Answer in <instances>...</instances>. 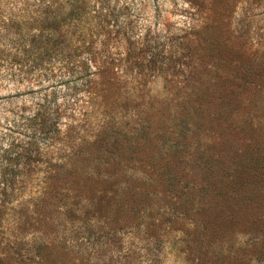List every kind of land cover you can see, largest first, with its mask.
<instances>
[{
  "label": "trees",
  "instance_id": "1",
  "mask_svg": "<svg viewBox=\"0 0 264 264\" xmlns=\"http://www.w3.org/2000/svg\"><path fill=\"white\" fill-rule=\"evenodd\" d=\"M33 1L0 0V87L7 79L23 80V55L28 51L21 45L25 37H32L29 51L57 56L64 77L83 80L86 88L74 87L67 93L70 98L60 104L45 98L34 114L15 113L21 124L8 125V129L23 132V138L15 149H6L1 155L0 196L4 199L0 203V224L5 222L6 199L16 192L32 196L17 219L34 235L55 224L62 211L77 209L83 203L106 210L119 205L126 214L157 206L166 212L192 213V221L202 226L209 240L228 243L236 231L256 236L254 250L263 254L260 260L264 264V248L258 247L264 243V126L255 127L248 118L251 112H236L243 104L245 91L264 92V84L208 76L205 92H193L196 100L206 96L220 102L204 112H198L199 108L190 112L188 122L194 128L182 135L194 140L187 154L180 150L182 142L177 137L170 149L161 153L155 143L152 145L157 136L151 138L153 133L143 126L130 131L135 145L118 140L104 150L100 135L108 123L100 126L94 140H82L75 149L77 127L73 119H68L63 129L61 112H117L108 104L110 88L121 82L124 73L136 72L143 65L144 57L137 52L140 41L132 27L111 8L110 0ZM24 20L39 22L38 34L32 31L34 24L24 35ZM52 22L56 28L49 25ZM51 28L57 32H51ZM202 40L206 43L199 44L204 57L214 62H234L233 56H220L214 40ZM180 45L191 49L194 42L184 40ZM196 75L195 71L189 73L191 79H197ZM98 86L103 88L97 90ZM82 91L88 100L78 97ZM119 99L120 95L113 101ZM126 100L136 102L137 96ZM211 131L218 132L222 139L216 152H212L215 145L207 143L213 141L212 136L207 137ZM153 198L161 202H153ZM220 242L219 252L208 257L212 263L230 255L222 250ZM0 259H8V253L0 252Z\"/></svg>",
  "mask_w": 264,
  "mask_h": 264
},
{
  "label": "rangeland",
  "instance_id": "2",
  "mask_svg": "<svg viewBox=\"0 0 264 264\" xmlns=\"http://www.w3.org/2000/svg\"><path fill=\"white\" fill-rule=\"evenodd\" d=\"M110 2L120 20L132 27L140 41L137 52L144 57L143 65L136 72L124 73L121 82L110 88L108 104L117 108V112H61L63 129L68 119H73L77 127L75 149H79L82 140H94L100 126L108 123L100 135L104 150L118 140L135 145L130 131L143 126L153 133L151 138L157 136L152 145L155 143L161 153L167 152L177 137L182 142L180 150L187 154L194 140L182 135L194 128L188 122L190 112L196 108L204 112L203 109L217 107L220 102L206 96L196 100L197 94L193 92H205L208 76L222 75L234 82L250 79L264 84V0ZM23 24L24 35H28L26 29L32 30L30 27L34 24L32 31L38 34L36 28L41 26L34 20H24ZM49 25L57 27L55 22ZM202 39L214 40L216 49L221 50L220 56H233L234 62L224 59L214 62L204 57L205 51L199 45L206 44ZM24 40L21 48L28 52L23 55V80L7 79L0 87V160L6 149L12 151L23 138L20 134L23 132L8 129V125L21 124L16 112L34 114L39 112L45 98L60 104L70 98L67 93L74 91V87L86 88L82 86L83 80L76 82L64 77L57 56L38 55L37 50L31 52L32 37ZM184 40L194 42L191 49L180 45ZM195 45H199L196 50ZM34 46L41 48L37 41ZM191 71L196 72L197 79L190 78ZM102 88L98 86L97 90ZM118 95L120 99L113 101ZM135 96L136 102L126 100ZM78 97L88 100L84 91ZM242 98L243 104L236 112H251L248 118L255 127L264 126V92L247 89ZM210 136L213 141L207 143L215 145L212 152H216L221 148L222 139L218 132L211 131L207 137ZM3 199L0 196V203ZM30 200V194L18 192L6 199L5 222L0 224V252L8 253V259H0V264H263L260 260L263 254L254 250L256 236L236 231L228 243L209 240L202 226L192 221V213L166 212L157 206L126 214L119 205L106 210L83 203L77 209L62 211L55 224L34 235V231L23 229L17 219L20 209L26 208ZM153 202L161 200L153 198ZM219 242L222 250L230 255L226 260L220 258L212 263L208 257L219 252ZM258 247L264 248V243Z\"/></svg>",
  "mask_w": 264,
  "mask_h": 264
}]
</instances>
